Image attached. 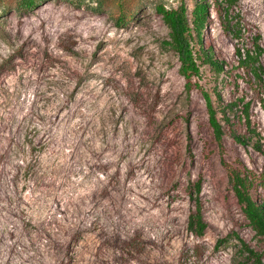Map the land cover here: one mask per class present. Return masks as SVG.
Wrapping results in <instances>:
<instances>
[{
    "label": "rangeland",
    "instance_id": "1",
    "mask_svg": "<svg viewBox=\"0 0 264 264\" xmlns=\"http://www.w3.org/2000/svg\"><path fill=\"white\" fill-rule=\"evenodd\" d=\"M210 1L194 46L226 65L199 59L195 81L219 110L223 146L157 10L185 2L191 16L197 0H0V264H249L243 241L264 261L229 177L252 169L264 200L262 93L236 51L257 35L264 47V0ZM217 92L239 102L231 123ZM199 179L203 236L188 228Z\"/></svg>",
    "mask_w": 264,
    "mask_h": 264
},
{
    "label": "trees",
    "instance_id": "2",
    "mask_svg": "<svg viewBox=\"0 0 264 264\" xmlns=\"http://www.w3.org/2000/svg\"><path fill=\"white\" fill-rule=\"evenodd\" d=\"M240 0H215V6L221 5L222 2L227 4V8L239 3ZM23 3L31 7L36 3V0H23ZM213 2L210 0H197L195 7L189 15V8L185 2H182L178 7L168 8L163 4L157 6V10L162 14L165 22L170 27V38L166 40V44L174 49L180 59V72L186 79V87L192 90L194 86L201 88L209 115V122L213 128L214 136L221 146L224 145L225 129L222 119L219 117V110L216 107L212 95L209 91L196 80L195 77H201V63L209 62L217 72L225 70V63L216 58L210 49H204L202 46L198 51L195 49L194 41L196 35L199 37V42L202 41V31L207 26L208 19L211 16ZM196 32V34L194 33ZM239 32V31H238ZM260 36H255L254 46L248 47L245 53L241 47H237L239 55V65L250 69L249 74L255 78L257 85L261 89V101L264 108V65L260 63L261 55L264 53V47L260 43ZM218 98L224 103V120L231 123V117L228 115V109L233 111L239 104L238 101L225 103L220 92H217ZM240 100H243L242 98ZM243 116L247 122L249 131L254 134H259L257 128L252 125L251 118V102H245L242 108ZM240 116V115H239ZM235 137L241 142H248L250 137L243 134H237ZM255 148L264 154V144L260 140L254 142ZM230 182L237 196L238 201L242 205L243 211L253 228L259 235L264 238V200H257L251 189L258 181L255 172L245 167L230 166L229 169ZM196 195L192 194L195 201V208L191 211L188 218L189 230L197 236H203L208 226L203 214V203L200 197L202 190L201 180H196L192 184ZM222 239H220V242ZM243 249L248 252L249 258L253 259L249 264H264L262 254L251 247L247 242L243 241ZM246 264V262L244 263Z\"/></svg>",
    "mask_w": 264,
    "mask_h": 264
}]
</instances>
